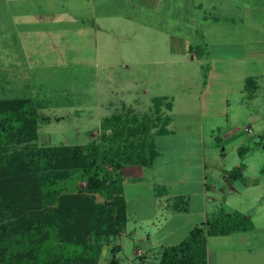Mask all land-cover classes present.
Returning a JSON list of instances; mask_svg holds the SVG:
<instances>
[{
  "label": "rangeland",
  "instance_id": "rangeland-1",
  "mask_svg": "<svg viewBox=\"0 0 264 264\" xmlns=\"http://www.w3.org/2000/svg\"><path fill=\"white\" fill-rule=\"evenodd\" d=\"M114 1L125 11L127 19L126 24L118 21L113 31L101 35L104 45L105 37L113 39L109 45L113 51L107 52L116 62L110 67L112 81L107 79L109 83H104L106 75L98 79L91 72L85 74V90L80 88L58 102V108H54L58 114L50 115L63 117L39 126L38 140L39 145L86 144L100 139V124L105 116L121 113L130 119L134 114L141 119L146 113L154 114L156 96H168L173 104L170 110L163 105V112L173 120L167 125L168 133L155 137L158 154L153 165L131 164L123 168L129 219L120 226L110 225L105 233L88 237L99 256L98 264L108 263L112 247L119 250L120 264H155L162 246L179 243L194 225L202 223L198 212L207 206L201 198L194 197L193 191L199 190L204 157L213 176L209 181L215 189L209 194L215 202L209 203L202 219L207 221L221 213L224 216L238 211L250 215L255 223L250 232L210 237L208 245L214 253V264H264V86L259 96L253 98L243 90L245 78L255 75L254 62L210 59L209 62H216L215 73L208 77L204 75L205 66L199 63L206 59L189 51L191 45L198 44L204 52L213 51L206 44L207 34L201 36L204 17L207 24L233 26V21H245L246 12L258 22L264 20V0ZM23 5L22 0H9L13 12L23 11ZM245 22L249 34L261 32L258 24ZM212 34V40L218 41L214 46L218 47V54L229 53L223 33L219 30ZM256 65L260 67L261 63ZM224 71L230 75L227 77ZM3 80L0 77V100L21 96L14 82ZM82 85L83 79L77 86ZM39 110L45 113L40 107ZM134 166H141L139 178L133 177ZM236 168L243 176L228 180V174ZM68 183V192L72 194L75 188L83 189L86 185L78 176ZM231 183L236 189L232 190ZM165 185L188 195L173 196L164 202L158 199V195H163L158 191L166 189ZM83 197L86 204L90 203L89 195ZM177 205L187 210L176 213ZM86 224L84 214L63 231L81 238ZM242 236H247L249 243ZM244 243L254 249L252 253L244 252Z\"/></svg>",
  "mask_w": 264,
  "mask_h": 264
},
{
  "label": "trees",
  "instance_id": "trees-1",
  "mask_svg": "<svg viewBox=\"0 0 264 264\" xmlns=\"http://www.w3.org/2000/svg\"><path fill=\"white\" fill-rule=\"evenodd\" d=\"M189 51L199 58L209 55L199 44L191 45ZM254 85V78L249 77V96L254 94ZM168 99L154 97V114L146 113L141 119L134 114L129 119L121 113L103 117L99 140L58 145H39V126L63 116L41 112L30 97L1 99L0 264H98L99 256L88 237L128 220L123 168L131 164L153 165L158 154L155 137L168 133L167 125L172 120L169 113L163 112V105L168 110L172 108ZM19 148L23 150L17 152ZM241 175L236 168L228 174V180ZM73 176L86 182L83 189H74L75 194L68 192V181ZM84 194L91 197L90 203L86 204ZM175 209L187 210L178 205ZM84 214L87 224L81 238L63 231ZM253 227L250 215L238 211L224 216L221 213L194 225L179 243L162 246L155 264H207L208 235ZM116 250L111 248L107 264H120Z\"/></svg>",
  "mask_w": 264,
  "mask_h": 264
},
{
  "label": "crops",
  "instance_id": "crops-1",
  "mask_svg": "<svg viewBox=\"0 0 264 264\" xmlns=\"http://www.w3.org/2000/svg\"><path fill=\"white\" fill-rule=\"evenodd\" d=\"M22 1L24 5L21 9L24 8V10L13 12L9 9V0H0V56L5 59L0 58V77L4 79V83L11 81L16 84L15 89L22 93L19 97H30L37 102V105L45 113L58 114L54 113V110L59 101L69 98L71 94L77 93L80 88L85 90L87 81L84 78L89 75V72L98 79L100 76L106 75V79L103 80L104 83H109L107 79L112 81L109 78L112 72L110 67H113L116 62L112 61V56L107 52L113 51V48L109 46L113 39L112 37H105L107 44L104 45L102 44L104 41L101 35L102 32L113 31V28L116 27L114 24L118 21L126 24L127 18L122 7L119 8L114 0ZM107 5L109 8H107ZM243 17H245V21H251L252 25L258 24L262 27L261 32L255 35L249 34L246 29L247 22L245 21H233V23H230L233 26H220L213 23L207 24L205 17L204 20H201L203 29V35L201 36L207 34V45L213 51L207 57L201 58L202 60L206 59V62L199 63L201 67L205 66L204 69L207 73L204 75L212 77L215 73L214 66L216 62H209L210 59L225 60L234 58L241 62H254L256 66L255 75L247 76L243 87V90H246L247 79L249 77L254 78V94L251 96L253 98L259 96L262 86H264V20L258 19L257 22L246 12H243ZM218 20L220 19L214 21ZM124 28L126 29V25ZM222 29L223 31H221ZM219 30L225 37L224 44L225 47H228L229 53L223 52L219 55L218 47H214L218 44V41L212 40L214 37L212 33ZM125 32H128L127 29ZM219 47H221V44ZM255 60L260 62H255ZM211 63L213 64L211 65ZM257 63H261L260 67H257ZM223 65H225V62H223L222 67ZM227 72L224 71L223 74ZM85 74L87 75L85 76ZM229 75L230 73H227L226 76ZM81 79H83V87L77 86L81 83ZM17 86L19 87L17 88ZM248 97L250 96L248 95ZM210 136L214 137L213 134ZM201 164L199 190L193 191V194L197 199L198 197L201 198L202 204L208 207L209 203L213 205V202H215V197L209 194L211 189L215 188L209 181L213 176L210 175L211 169L206 157H204ZM133 169L135 172L133 177L139 178L141 166H134ZM224 179H227L226 176ZM230 185L232 190L236 189L234 183ZM164 187L166 189L162 190L163 195H158V199H163L164 202H169L173 196L188 195L176 193L168 185ZM207 207L198 212L202 223L205 221V219H202V214L204 211L207 212ZM181 212L183 210L176 213ZM203 215L206 216L205 213ZM254 228L255 223L254 227L248 231H236L225 235H208L206 237L207 264H214V253L208 245L210 237L228 236L237 232H250ZM242 237V240L248 242L247 236ZM243 249L247 254L252 253L254 250L247 248L246 243H244Z\"/></svg>",
  "mask_w": 264,
  "mask_h": 264
}]
</instances>
